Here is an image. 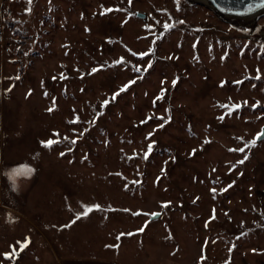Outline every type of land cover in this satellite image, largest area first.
<instances>
[{
	"label": "rangeland",
	"instance_id": "obj_1",
	"mask_svg": "<svg viewBox=\"0 0 264 264\" xmlns=\"http://www.w3.org/2000/svg\"><path fill=\"white\" fill-rule=\"evenodd\" d=\"M28 8L0 0V264H264V139L230 151L264 129V14L225 19L190 0ZM23 164L35 171L13 186ZM85 205L101 209L76 219Z\"/></svg>",
	"mask_w": 264,
	"mask_h": 264
},
{
	"label": "snow or ice",
	"instance_id": "obj_2",
	"mask_svg": "<svg viewBox=\"0 0 264 264\" xmlns=\"http://www.w3.org/2000/svg\"><path fill=\"white\" fill-rule=\"evenodd\" d=\"M27 3L29 4V8L27 9V11L30 12V10H31L30 9L31 0H27ZM259 6L260 7H264V3H261ZM251 10L252 9L249 8V11H251ZM106 11H111V10L109 9V10H106ZM164 27L165 28H168L169 25L166 24ZM134 70L135 71H140V69H138V68H135ZM257 78H259V77H257ZM17 79H18V77H17ZM130 83H135V81H131ZM175 83H176V81H173V86H175ZM126 87L127 86H125V88H122L121 91H124L126 89ZM9 91H11V89H9ZM163 94H164V90H162L160 96L157 97V99H161L163 97ZM112 99H115V95L113 96ZM107 103H108V101H105L104 102L105 105ZM223 107H228V106L227 105H224ZM238 107H239V105H234L233 106V108H238ZM51 110L52 109H49V111H51ZM230 111H231V109H230ZM149 119H150V117H149ZM221 119H223V117H221ZM161 127H163V125H161ZM54 135H57L58 136L59 134L56 133ZM262 137H264V130H262L260 133H258L257 134V137L254 140H252L250 142H245L244 147L239 148V149H230V151H240V152H244L246 148L254 147L255 144H256V140H259ZM65 139H67V137H65ZM56 142H58V141L48 140V141H41V144L44 147H49L50 148L51 145L53 143H56ZM205 142L208 143L209 141H205ZM72 143H75V141H72ZM150 151H151V145H149V152ZM144 158L147 159V153L145 154ZM245 159H247V156H245ZM243 162H244L243 160L239 161V163H243ZM34 171H35V169L31 168V166H29L27 164H23V165H19V166L13 168L9 173H7V175L9 176V179L12 180L13 186H15V180H16L17 177H19V176L30 177L31 174L34 173ZM83 207H84L83 213L78 214L77 217H76V219H80L81 218V215L87 216L93 210H100L101 209V206L100 205H92V206L85 205ZM162 207H165L166 208V207H168V205L167 204H164V205H162ZM136 214H139V213H136ZM145 215L157 216V215H159V213H152V214H145ZM73 223H75V220L73 221ZM65 227H70V225H66ZM140 231H143V228H141ZM117 239H119V237H117ZM17 243L21 245V249H23L24 247L27 246V240L25 242H23V243H21L19 241ZM109 247H112V246L110 245ZM117 247H118V245H117ZM3 255H4L5 259H11L12 256L18 255V253L16 252L15 246H12V252L11 253H4Z\"/></svg>",
	"mask_w": 264,
	"mask_h": 264
},
{
	"label": "water",
	"instance_id": "obj_3",
	"mask_svg": "<svg viewBox=\"0 0 264 264\" xmlns=\"http://www.w3.org/2000/svg\"><path fill=\"white\" fill-rule=\"evenodd\" d=\"M195 3H199L209 7L216 14L225 19L243 20L252 17H258L264 14V7H260L264 0H190ZM249 8L252 10L249 11ZM144 17V14L142 15ZM255 34L258 37L264 39V28H258L255 30ZM264 130V129H263ZM264 137L257 140L260 142ZM160 216L150 215V219L154 220Z\"/></svg>",
	"mask_w": 264,
	"mask_h": 264
},
{
	"label": "crops",
	"instance_id": "obj_4",
	"mask_svg": "<svg viewBox=\"0 0 264 264\" xmlns=\"http://www.w3.org/2000/svg\"><path fill=\"white\" fill-rule=\"evenodd\" d=\"M8 53H5L3 47L0 46V121L2 116V107H3V89H4V82H5V56Z\"/></svg>",
	"mask_w": 264,
	"mask_h": 264
},
{
	"label": "built area",
	"instance_id": "obj_5",
	"mask_svg": "<svg viewBox=\"0 0 264 264\" xmlns=\"http://www.w3.org/2000/svg\"><path fill=\"white\" fill-rule=\"evenodd\" d=\"M0 45L3 46V50L5 53H9L10 51V48L9 46L7 45V43L5 41H3L1 38H0Z\"/></svg>",
	"mask_w": 264,
	"mask_h": 264
}]
</instances>
